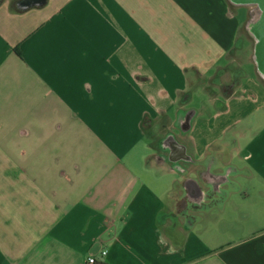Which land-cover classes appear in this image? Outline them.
Listing matches in <instances>:
<instances>
[{
	"label": "crops",
	"instance_id": "obj_1",
	"mask_svg": "<svg viewBox=\"0 0 264 264\" xmlns=\"http://www.w3.org/2000/svg\"><path fill=\"white\" fill-rule=\"evenodd\" d=\"M21 1L0 0V264H264V80H218L252 8Z\"/></svg>",
	"mask_w": 264,
	"mask_h": 264
},
{
	"label": "rangeland",
	"instance_id": "obj_2",
	"mask_svg": "<svg viewBox=\"0 0 264 264\" xmlns=\"http://www.w3.org/2000/svg\"><path fill=\"white\" fill-rule=\"evenodd\" d=\"M249 8V6H248ZM248 8L246 7H240L239 11L243 13L244 15H248ZM252 8V14L250 16V19L254 16V9ZM251 21V20H250ZM243 37L241 41L234 46V48L230 52V64L224 68L218 77V80L223 82L224 84H230L232 82H238L240 79L242 81L248 80L250 78V69L253 68L252 60L254 59V48L256 39L252 32L250 31L249 26H247L245 33H243ZM244 70L249 75L240 77L237 73V70L239 69ZM260 74V73H259ZM260 76H262L260 74ZM263 80L264 77L262 76ZM225 85V86H226ZM192 105H194L192 103Z\"/></svg>",
	"mask_w": 264,
	"mask_h": 264
},
{
	"label": "water",
	"instance_id": "obj_3",
	"mask_svg": "<svg viewBox=\"0 0 264 264\" xmlns=\"http://www.w3.org/2000/svg\"><path fill=\"white\" fill-rule=\"evenodd\" d=\"M239 6H249L254 9V16L249 28L256 39L254 48V60L259 73L264 77V0H231ZM32 0H22L21 8H27Z\"/></svg>",
	"mask_w": 264,
	"mask_h": 264
},
{
	"label": "built area",
	"instance_id": "obj_4",
	"mask_svg": "<svg viewBox=\"0 0 264 264\" xmlns=\"http://www.w3.org/2000/svg\"><path fill=\"white\" fill-rule=\"evenodd\" d=\"M108 253V251L107 250H103L102 251V254L103 255H106ZM97 257L96 256H94V255H90V256H88V257H86L84 260H83V262H82V264H97Z\"/></svg>",
	"mask_w": 264,
	"mask_h": 264
},
{
	"label": "trees",
	"instance_id": "obj_5",
	"mask_svg": "<svg viewBox=\"0 0 264 264\" xmlns=\"http://www.w3.org/2000/svg\"><path fill=\"white\" fill-rule=\"evenodd\" d=\"M237 73L239 74L240 77H242L244 75V70H242L241 68L239 70H237ZM105 264V263H102Z\"/></svg>",
	"mask_w": 264,
	"mask_h": 264
}]
</instances>
